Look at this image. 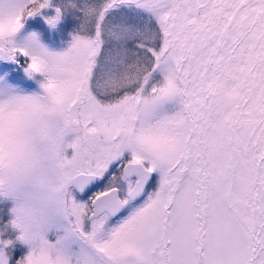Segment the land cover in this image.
<instances>
[{
    "label": "snow or ice",
    "instance_id": "snow-or-ice-1",
    "mask_svg": "<svg viewBox=\"0 0 264 264\" xmlns=\"http://www.w3.org/2000/svg\"><path fill=\"white\" fill-rule=\"evenodd\" d=\"M0 264H264V0H0Z\"/></svg>",
    "mask_w": 264,
    "mask_h": 264
}]
</instances>
